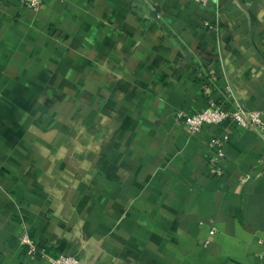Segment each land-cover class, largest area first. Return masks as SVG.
<instances>
[{"label": "crops", "instance_id": "obj_1", "mask_svg": "<svg viewBox=\"0 0 264 264\" xmlns=\"http://www.w3.org/2000/svg\"><path fill=\"white\" fill-rule=\"evenodd\" d=\"M210 103L264 120V0L0 1V264H264V139Z\"/></svg>", "mask_w": 264, "mask_h": 264}, {"label": "built area", "instance_id": "obj_2", "mask_svg": "<svg viewBox=\"0 0 264 264\" xmlns=\"http://www.w3.org/2000/svg\"><path fill=\"white\" fill-rule=\"evenodd\" d=\"M5 1V0H0ZM21 4L36 10L39 8L42 0H17ZM196 4L206 6L213 0H193ZM205 25L211 24L205 21ZM178 117L183 125L192 134H199L208 127L219 126L224 123H234L237 126L248 129L256 133L264 139V120L259 111L245 108L237 105L234 109H230L221 104L210 103L207 107L191 113L179 112ZM229 136L227 133L214 131L206 140L208 148L207 169L212 175L219 176L223 173V165L225 161V148ZM261 160H264V153L261 155ZM211 234L215 229L210 230ZM21 242L26 248V253L29 255L46 256L44 248L39 249L35 241L26 233L22 235ZM52 264H82V262L73 254H60L55 257H49Z\"/></svg>", "mask_w": 264, "mask_h": 264}, {"label": "water", "instance_id": "obj_3", "mask_svg": "<svg viewBox=\"0 0 264 264\" xmlns=\"http://www.w3.org/2000/svg\"><path fill=\"white\" fill-rule=\"evenodd\" d=\"M140 2H143V0H135V4H138V3H140ZM159 11H160L159 6H158V5H153V6H152V9L149 11V14H150L152 17L157 18V14L159 13ZM193 57H194V56H193V54H192L190 51H187V52H186V58H187V59H191V58H193Z\"/></svg>", "mask_w": 264, "mask_h": 264}, {"label": "trees", "instance_id": "obj_4", "mask_svg": "<svg viewBox=\"0 0 264 264\" xmlns=\"http://www.w3.org/2000/svg\"><path fill=\"white\" fill-rule=\"evenodd\" d=\"M38 248H39V249H41V247H40V246H38Z\"/></svg>", "mask_w": 264, "mask_h": 264}]
</instances>
